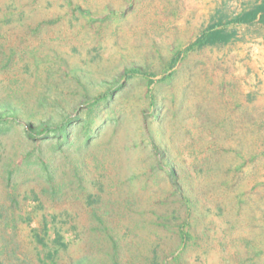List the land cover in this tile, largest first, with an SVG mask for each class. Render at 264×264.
<instances>
[{
    "label": "rangeland",
    "instance_id": "1",
    "mask_svg": "<svg viewBox=\"0 0 264 264\" xmlns=\"http://www.w3.org/2000/svg\"><path fill=\"white\" fill-rule=\"evenodd\" d=\"M258 2L0 0V264H264V25L184 52Z\"/></svg>",
    "mask_w": 264,
    "mask_h": 264
},
{
    "label": "trees",
    "instance_id": "2",
    "mask_svg": "<svg viewBox=\"0 0 264 264\" xmlns=\"http://www.w3.org/2000/svg\"><path fill=\"white\" fill-rule=\"evenodd\" d=\"M264 25V0H259L257 4H255L250 9L243 11L240 14L233 16L230 19H227L225 22L222 20H218L215 23H212L207 26V28L190 44L185 48L184 52H191L195 50H200L207 46H215V45H224L231 42L232 39L235 38L234 34L227 33V27L233 26H251L254 24ZM178 52L174 55L169 63V70H171L179 61ZM127 73L136 74V70H128ZM126 74V76H128ZM166 77H170V73L166 75ZM151 82V80H149ZM8 122L2 115H0V133H5L9 130ZM70 121L62 122L58 127L55 129H49L44 125H40V127L35 129H28L26 132L29 138L40 137V139L45 140L49 137H57L58 139H67L66 129L70 124ZM89 122H84V126L89 127ZM40 129V130H39ZM89 132L85 133V139H89ZM33 235H35V242L38 245H41L42 249L46 248L45 240L41 238L38 234H35L33 230ZM56 239V238H55ZM60 239L57 237V240ZM61 247H64V243L60 242ZM55 252H48L47 257L50 258L53 256Z\"/></svg>",
    "mask_w": 264,
    "mask_h": 264
},
{
    "label": "crops",
    "instance_id": "3",
    "mask_svg": "<svg viewBox=\"0 0 264 264\" xmlns=\"http://www.w3.org/2000/svg\"><path fill=\"white\" fill-rule=\"evenodd\" d=\"M257 24V23H256ZM234 34L236 39H240L242 35L240 32H227ZM261 35L259 37H246L245 44H240L238 42L236 44L237 51L233 47H230L228 43V48L233 49L229 55V59L234 58V53L237 54V59L242 60V64L247 69H251L253 76L252 79L249 80V85L246 90L242 92L243 97L240 99L242 101L245 100L246 95L253 101V106L257 109H260L259 102H264V32H260ZM240 41V40H239ZM232 44V42H231ZM242 64L241 67L243 66ZM245 85L244 83H241ZM243 88H246L244 86ZM239 99V98H238Z\"/></svg>",
    "mask_w": 264,
    "mask_h": 264
}]
</instances>
